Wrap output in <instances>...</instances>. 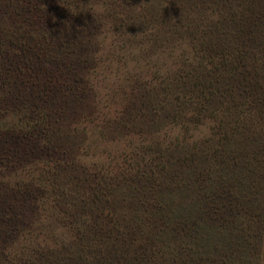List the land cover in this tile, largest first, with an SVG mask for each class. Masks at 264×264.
I'll list each match as a JSON object with an SVG mask.
<instances>
[{
	"label": "rangeland",
	"instance_id": "1",
	"mask_svg": "<svg viewBox=\"0 0 264 264\" xmlns=\"http://www.w3.org/2000/svg\"><path fill=\"white\" fill-rule=\"evenodd\" d=\"M239 1L0 0V114L49 119L0 128V264H264L263 131L219 105L264 90ZM233 48L249 69L215 73Z\"/></svg>",
	"mask_w": 264,
	"mask_h": 264
},
{
	"label": "trees",
	"instance_id": "2",
	"mask_svg": "<svg viewBox=\"0 0 264 264\" xmlns=\"http://www.w3.org/2000/svg\"><path fill=\"white\" fill-rule=\"evenodd\" d=\"M239 3L241 6V16L240 17H241L242 26L244 30L247 28L245 33L249 34V33L256 32L255 31L256 28L259 27V25L264 22L263 20H261V17L263 18V14H264V0H241L239 1ZM220 23L221 24L223 23L222 20L221 21L217 20L215 24L219 25ZM211 24L213 25V23ZM227 24L228 23H226V25ZM229 24L232 27V24L237 25V22L233 21V22H230ZM223 48H226V47H223ZM225 50L228 51L229 49L226 48ZM232 50L234 51L232 52V54L226 53V54H223L217 57V60H215L214 62L215 65H212L211 67L212 70L216 68L215 73H221V70L225 68H228L230 70L233 69L237 71L240 69L242 70V69H245L246 63H247V69H249L250 66L248 67V65L250 64V60H251L250 57L245 56L243 52H241L239 49L234 50L233 48L231 49V51ZM260 63L264 64V60H261ZM228 72L229 74H231L233 71H228ZM255 77L257 78V76ZM251 79H252L253 84L258 85L256 79L254 80L253 78ZM219 105L221 107L220 109H223L225 114H238L235 122H233L231 125V128L233 129L234 133L239 130L246 129V130H249L250 134H253L251 135V138L253 139V137L255 138L258 136L257 133L259 129H261L263 131L262 135L264 136V90L261 94H256L250 98H246L244 101L233 102V104H229V105L225 104L224 106H222V104H219ZM48 124H49V119L48 117H45L44 114H37L35 117L31 119L26 118V117L24 118L23 115L15 118L13 115L10 116V114H5V113L0 114V128L6 131H10V132L12 131L20 132L26 135L33 134L35 131H40L43 128H47ZM217 126L218 128H222V127L224 128L225 123H223V121L220 120ZM222 137L219 138V140H222L223 142L224 139ZM253 162H254V159H253ZM248 164L249 166H243V174L244 176L248 177V181H249V185L245 186V188L251 186L250 189L247 188V191H252L251 189L254 187H257L256 184H259V186L261 185L262 189L264 190L263 188L264 186V158L262 160L255 159V164L252 163V161L251 163L248 162ZM258 172H260V174H258ZM228 186L229 185H226L225 188L226 187L228 188ZM219 202L225 206L226 204H228L229 206L233 201L231 199L229 203L223 200H220ZM261 202H264V196H262L260 203ZM260 207H261V212L259 214L253 212L251 214H248L244 218L243 222L241 221L242 223L241 229L243 231L245 229L244 232H247V231H250L252 227L253 228L255 227V229L258 230V233H259L258 237L260 238V240H262L264 239V206H260ZM249 209L250 208H248L247 210ZM254 220H256V222ZM45 255L44 256L41 255V257L45 258ZM47 258H49V256L46 257L45 259L46 262L48 264H52V262L49 263V259ZM225 258H224L225 260H222V263L223 264L230 263L229 261L232 259V257L228 255ZM29 260H30L29 258L26 260L23 259L20 262L22 263V262H26ZM71 260L78 262L77 264H81L83 257L76 255V256H73Z\"/></svg>",
	"mask_w": 264,
	"mask_h": 264
}]
</instances>
